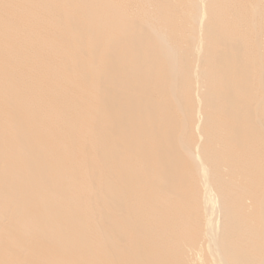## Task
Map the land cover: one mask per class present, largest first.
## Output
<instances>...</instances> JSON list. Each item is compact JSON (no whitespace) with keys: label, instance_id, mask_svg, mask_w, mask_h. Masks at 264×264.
I'll return each instance as SVG.
<instances>
[{"label":"bare ground","instance_id":"6f19581e","mask_svg":"<svg viewBox=\"0 0 264 264\" xmlns=\"http://www.w3.org/2000/svg\"><path fill=\"white\" fill-rule=\"evenodd\" d=\"M0 264H264V0H0Z\"/></svg>","mask_w":264,"mask_h":264}]
</instances>
